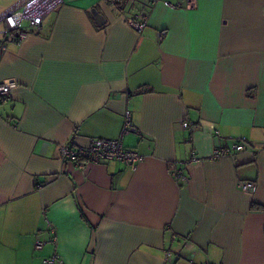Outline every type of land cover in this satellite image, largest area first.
Returning <instances> with one entry per match:
<instances>
[{
  "label": "crops",
  "instance_id": "1",
  "mask_svg": "<svg viewBox=\"0 0 264 264\" xmlns=\"http://www.w3.org/2000/svg\"><path fill=\"white\" fill-rule=\"evenodd\" d=\"M1 45L0 264H264V0H63ZM118 138L135 167L60 158Z\"/></svg>",
  "mask_w": 264,
  "mask_h": 264
},
{
  "label": "built area",
  "instance_id": "2",
  "mask_svg": "<svg viewBox=\"0 0 264 264\" xmlns=\"http://www.w3.org/2000/svg\"><path fill=\"white\" fill-rule=\"evenodd\" d=\"M155 3L158 0H148ZM63 3V0H20L13 9L6 11L0 16V22H3L4 28L0 30L2 39L1 49L5 50V42L22 41L30 34H37L41 30L44 19ZM196 0H185V7H195ZM166 6L175 8L176 6L164 1ZM145 15H140L138 20L129 19L127 24L130 28L137 32H141L146 27ZM17 83L13 80H7L0 84V102H5L12 89L16 88ZM184 127H188V123H183ZM131 129L129 115L125 116V124L123 133L129 132ZM245 140L237 138L230 148L216 147L214 148L211 159H219L223 156L230 155L232 152L245 151ZM60 158L62 162H73L75 166L84 170L90 164H97L103 160H114L122 162L129 167H135L141 160V157L133 150L123 146L121 138L118 139H92L85 147L71 148L62 145L59 148ZM196 157L193 156L192 160ZM197 160V159H196ZM172 175L186 181V178L180 171H174ZM237 189L243 192H254L256 187L249 181H238ZM42 241H36L35 249H41ZM173 258L171 252H167L165 256L166 262H170ZM45 264H54V259L44 260Z\"/></svg>",
  "mask_w": 264,
  "mask_h": 264
},
{
  "label": "water",
  "instance_id": "3",
  "mask_svg": "<svg viewBox=\"0 0 264 264\" xmlns=\"http://www.w3.org/2000/svg\"><path fill=\"white\" fill-rule=\"evenodd\" d=\"M91 13L97 26H102L105 23L104 17L100 15L95 9H92Z\"/></svg>",
  "mask_w": 264,
  "mask_h": 264
},
{
  "label": "rangeland",
  "instance_id": "4",
  "mask_svg": "<svg viewBox=\"0 0 264 264\" xmlns=\"http://www.w3.org/2000/svg\"><path fill=\"white\" fill-rule=\"evenodd\" d=\"M3 1H10V3L14 2L15 0H0V3Z\"/></svg>",
  "mask_w": 264,
  "mask_h": 264
}]
</instances>
